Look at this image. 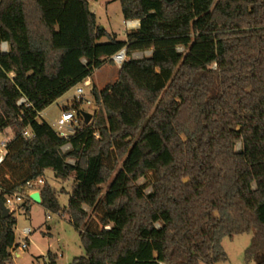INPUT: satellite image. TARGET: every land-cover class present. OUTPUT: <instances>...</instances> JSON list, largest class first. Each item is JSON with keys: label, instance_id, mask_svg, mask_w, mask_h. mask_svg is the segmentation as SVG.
Returning a JSON list of instances; mask_svg holds the SVG:
<instances>
[{"label": "trees", "instance_id": "obj_1", "mask_svg": "<svg viewBox=\"0 0 264 264\" xmlns=\"http://www.w3.org/2000/svg\"><path fill=\"white\" fill-rule=\"evenodd\" d=\"M118 1L139 20L124 39L88 0H0V130L14 132L0 202L50 168L73 177L64 207L45 179L40 189L78 231L72 264H218L222 238L252 227L245 257L264 264V0ZM123 47L116 79L91 87L93 119L67 137L36 120ZM14 213L0 207V264L19 245Z\"/></svg>", "mask_w": 264, "mask_h": 264}, {"label": "rangeland", "instance_id": "obj_2", "mask_svg": "<svg viewBox=\"0 0 264 264\" xmlns=\"http://www.w3.org/2000/svg\"><path fill=\"white\" fill-rule=\"evenodd\" d=\"M89 2L91 10H95L97 24L103 27L108 34H114L117 39H124L125 33L133 29L126 26L118 0H89ZM107 40L108 36L106 35L98 39V42ZM0 50H7L5 42L0 43ZM150 52L151 49L139 50L133 52L132 56L139 58L150 54ZM118 66L120 65L105 61L93 70L91 76L98 86L107 81L111 82L116 77ZM76 87V85L71 87L47 106L43 110L41 120H45L55 128V122L61 111L66 108L72 109L74 102H78L74 95ZM90 89L91 86L84 89V98L88 99L90 104L83 100L77 109L78 111L91 114V119H93L97 111V105L93 100ZM41 120L37 121L40 122ZM13 134L14 132L11 128L3 131L0 130V141L2 139L9 140ZM96 134L98 136V132ZM68 162L73 163L74 160L68 159ZM148 176H151V174H148ZM44 179L56 190L61 207L67 205L69 193L73 186L72 175L66 179L57 178L54 172L50 168H47L44 171ZM143 182V177L137 180L138 184H142ZM101 186L105 187V185ZM148 189L149 187H146L145 190L147 191ZM85 209L89 210L87 206H85ZM47 214L50 215V218L46 217ZM14 216L16 218L14 228L15 242L21 244L25 241L27 246L12 252L11 262L13 264H72V260L75 257L84 254L78 231L69 222V218L64 212H52L45 209L40 203H34L30 208L29 214L19 209L14 213ZM26 226L32 230L28 235V240H26L22 233V229ZM255 232L256 229L252 227L247 232L223 237L221 244L227 253V259L218 264H254L255 259H246L245 250ZM16 252H19L20 256L16 257ZM52 259L54 263H50Z\"/></svg>", "mask_w": 264, "mask_h": 264}, {"label": "built area", "instance_id": "obj_3", "mask_svg": "<svg viewBox=\"0 0 264 264\" xmlns=\"http://www.w3.org/2000/svg\"><path fill=\"white\" fill-rule=\"evenodd\" d=\"M126 26L130 27V21H126ZM110 59L117 65H121L123 61L128 59V56L126 54L125 48H121L117 52L111 55ZM75 88V98L77 101H83L85 100L86 103L90 104V101L88 99L84 98V89L86 87L91 86V81L89 77H86L82 79L78 84H76ZM25 100L23 98L19 99L18 103L24 102ZM44 110V109H43ZM43 110L37 112L36 120H41V116L43 114ZM84 111H78V109H70L66 108L61 111L59 117L57 118L55 122V132L60 137H67L68 135L72 134L76 127L80 125L82 122V119L84 121V117L82 115ZM22 133L26 137H32L33 133L28 127H25L22 130ZM7 139H2L0 141V163L2 162L4 155L6 153V143ZM70 147L69 144H65L62 146L63 150H66ZM44 184V177H38L36 179H31L26 181L23 188H18L12 192H7L3 195L4 200L2 201L3 204L8 208L9 212L17 211L19 210L20 205L25 201L30 199L32 202H34L30 197L29 194L34 191H39L41 187ZM1 191V189H0ZM47 218H50V215H46ZM31 228L26 226L22 229V233L24 234V237L26 240H28V235L31 233ZM27 244L25 241H23L21 244H19L17 247L11 248V253L14 250H19L20 248H25ZM165 264V263H160Z\"/></svg>", "mask_w": 264, "mask_h": 264}, {"label": "water", "instance_id": "obj_4", "mask_svg": "<svg viewBox=\"0 0 264 264\" xmlns=\"http://www.w3.org/2000/svg\"><path fill=\"white\" fill-rule=\"evenodd\" d=\"M169 1V0H167ZM100 28H103V27H100ZM83 117H84V122L85 123H88L91 119V114L87 113V112H83L82 113ZM29 197L35 202V203H40L41 202V196H40V192L39 191H34V192H31L29 194ZM0 207H1V210H2V213L4 216H8L9 215V210L8 208L3 204V202H0Z\"/></svg>", "mask_w": 264, "mask_h": 264}, {"label": "crops", "instance_id": "obj_5", "mask_svg": "<svg viewBox=\"0 0 264 264\" xmlns=\"http://www.w3.org/2000/svg\"><path fill=\"white\" fill-rule=\"evenodd\" d=\"M88 2H89V0H88ZM90 3V2H89ZM93 12H95V10L93 11ZM125 21H127V20H125ZM128 21H134L135 23L134 24H132L131 26H130V28H133V29H135V28H137L138 27V24H139V20L138 19H130V20H128ZM126 34V33H125ZM119 67V66H118ZM118 67H117V69H118ZM117 69H116V76H117ZM89 79H90V81H91V87L92 86H96V87H98V88H102L105 84H107L108 82H110V81H107L106 83H103L102 85H97L96 83H95V81L93 80V78H92V76L90 75L89 76ZM115 79H116V77H115ZM114 79V80H115ZM113 80V81H114ZM112 82V81H111ZM91 90V89H90ZM45 121V120H44ZM13 136V135H12ZM35 202H33V203H31V205H30V208H31V206H32V204H34ZM29 213H30V211H29ZM15 256L16 257H18V256H20V253L19 252H16L15 253Z\"/></svg>", "mask_w": 264, "mask_h": 264}, {"label": "bare ground", "instance_id": "obj_6", "mask_svg": "<svg viewBox=\"0 0 264 264\" xmlns=\"http://www.w3.org/2000/svg\"><path fill=\"white\" fill-rule=\"evenodd\" d=\"M135 22L134 21H130V25L134 24Z\"/></svg>", "mask_w": 264, "mask_h": 264}]
</instances>
